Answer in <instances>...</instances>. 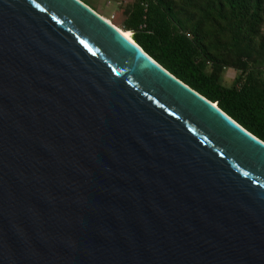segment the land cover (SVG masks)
<instances>
[{
  "label": "water",
  "instance_id": "1",
  "mask_svg": "<svg viewBox=\"0 0 264 264\" xmlns=\"http://www.w3.org/2000/svg\"><path fill=\"white\" fill-rule=\"evenodd\" d=\"M0 264H264V142L81 0H0Z\"/></svg>",
  "mask_w": 264,
  "mask_h": 264
},
{
  "label": "trees",
  "instance_id": "2",
  "mask_svg": "<svg viewBox=\"0 0 264 264\" xmlns=\"http://www.w3.org/2000/svg\"><path fill=\"white\" fill-rule=\"evenodd\" d=\"M121 23L165 70L264 142V0H131ZM227 67L239 71L230 86L221 82Z\"/></svg>",
  "mask_w": 264,
  "mask_h": 264
},
{
  "label": "rangeland",
  "instance_id": "3",
  "mask_svg": "<svg viewBox=\"0 0 264 264\" xmlns=\"http://www.w3.org/2000/svg\"><path fill=\"white\" fill-rule=\"evenodd\" d=\"M83 1L87 2L91 7L95 8L96 10L94 11H96L102 17L104 18L106 17V19L111 21L113 25L125 31L121 21L125 16V8L131 2V0H121L120 5L116 3L117 0H115V2L111 0H83ZM117 12H119V14L115 15V13ZM260 36H262L264 40V25L261 28ZM238 73L239 71L232 67L225 68L221 75L222 84L226 86H230L233 83L235 77L238 75Z\"/></svg>",
  "mask_w": 264,
  "mask_h": 264
},
{
  "label": "bare ground",
  "instance_id": "4",
  "mask_svg": "<svg viewBox=\"0 0 264 264\" xmlns=\"http://www.w3.org/2000/svg\"><path fill=\"white\" fill-rule=\"evenodd\" d=\"M104 18V17H103ZM107 22H109V23H111V21H109L108 19H106V17L104 18ZM112 24V23H111ZM113 25V24H112ZM113 26H115V25H113ZM121 33H122V35L125 37V38H127L128 40H133L132 39V37H131V33H130V31H124V30H122V29H120L119 27H117V26H115Z\"/></svg>",
  "mask_w": 264,
  "mask_h": 264
},
{
  "label": "crops",
  "instance_id": "5",
  "mask_svg": "<svg viewBox=\"0 0 264 264\" xmlns=\"http://www.w3.org/2000/svg\"><path fill=\"white\" fill-rule=\"evenodd\" d=\"M111 1L115 2V0H111ZM116 3L120 5L121 4V0H117Z\"/></svg>",
  "mask_w": 264,
  "mask_h": 264
}]
</instances>
